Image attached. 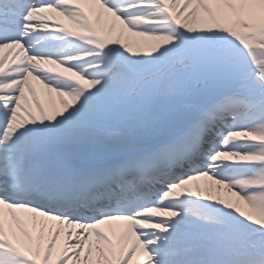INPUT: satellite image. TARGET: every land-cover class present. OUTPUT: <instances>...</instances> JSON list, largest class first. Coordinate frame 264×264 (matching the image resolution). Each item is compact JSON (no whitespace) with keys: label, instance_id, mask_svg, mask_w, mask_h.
Segmentation results:
<instances>
[{"label":"snow or ice","instance_id":"6c2138e0","mask_svg":"<svg viewBox=\"0 0 264 264\" xmlns=\"http://www.w3.org/2000/svg\"><path fill=\"white\" fill-rule=\"evenodd\" d=\"M0 264H264V0H0Z\"/></svg>","mask_w":264,"mask_h":264}]
</instances>
